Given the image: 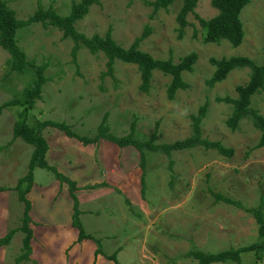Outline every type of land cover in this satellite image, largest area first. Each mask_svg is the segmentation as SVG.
I'll return each instance as SVG.
<instances>
[{"label": "rangeland", "instance_id": "374dc122", "mask_svg": "<svg viewBox=\"0 0 264 264\" xmlns=\"http://www.w3.org/2000/svg\"><path fill=\"white\" fill-rule=\"evenodd\" d=\"M6 1L19 20H26L39 7L54 8L61 16H67L72 4L80 0ZM154 1L101 0L100 5L93 6L89 15L77 24V29L92 37L104 36L112 28L114 39L128 48L150 27L151 35L142 42L141 49L155 59L172 57L177 64L191 53L198 55L194 72L183 74L189 85L187 90L178 91L175 99L170 100L167 90L172 78L156 71L149 92H143L137 66L120 61L116 62L114 76L104 77L107 58L103 53L92 55L83 48L74 63L71 54L74 42L63 39L56 28L46 29L35 24L19 31L18 42L30 61L47 66L45 75L49 82L30 121L34 126L42 121L66 123L79 136L94 138L107 115L115 136L128 135L134 125L136 139L146 140L157 130V144H172L192 135L191 116L208 104L202 123L203 136L233 149L234 155L226 158L204 148L174 152V178L169 158L163 153L147 152L143 169L140 153L134 148L120 149L104 141L84 146L56 129L44 132L51 149L50 165L59 167L62 174L82 186L107 181L121 194L125 203L123 224L129 238L118 254L120 264H198L186 256L192 250L216 253L245 247L258 240L253 216L237 207L217 204L210 192L229 196L248 208L258 206L261 196L264 197V148H256L261 133L248 120L236 131L229 129L226 122L233 106L218 102L219 98H237L236 88L249 81L251 72L249 68L236 69L213 88L206 82L216 70L210 63L212 59L248 57L262 64L264 0H251L242 11L245 40L238 48L227 41L219 45L204 42V31L197 17L208 21L218 14L212 0H199L195 13L188 18L189 26L182 39L178 37L177 22L182 0H177L168 10L157 12L149 5ZM9 58V54L0 49V106L22 92L29 81L25 76L8 75ZM253 107L264 116V92L253 98ZM19 112V108H10L0 117V147L11 141ZM32 150V146L16 140L9 149L0 152V188L13 190L17 181L26 175ZM108 169L115 172L109 179L104 177ZM41 172L38 173L40 179L47 173ZM53 177L51 174L49 180ZM39 201H34L35 218L53 225L65 222L67 213L62 209L73 205L68 189L54 206L39 205ZM99 201L93 200L98 208ZM42 210L48 211L45 217L38 215ZM22 213L21 209L13 210L12 225L22 224ZM122 228L118 218L105 233L115 235L120 241ZM19 235L13 238L6 264H15L13 258L22 251ZM116 240H105L106 247ZM242 264H264V261L259 262L253 253H245Z\"/></svg>", "mask_w": 264, "mask_h": 264}, {"label": "trees", "instance_id": "16d2710c", "mask_svg": "<svg viewBox=\"0 0 264 264\" xmlns=\"http://www.w3.org/2000/svg\"><path fill=\"white\" fill-rule=\"evenodd\" d=\"M176 1L156 0L149 3V5L157 12L161 9L168 10ZM100 3L101 0H80L78 3L72 4L71 12L67 16H61L54 8L43 9L39 7L28 19L19 20L8 1L0 0V49L6 51L10 56L7 61L8 75L17 74L29 78L27 86L22 92L0 106V117L7 109H20L13 126V137L7 145L0 147V152L9 149L16 140H22L33 147L27 174L18 181L14 189L18 193L19 200L25 206L22 224L19 228L10 230L5 237L0 238L1 248L9 246L16 233L22 232L25 234L23 253L16 259V264L30 261L32 254L31 241L33 239V231L30 227L32 223L30 217L32 205L28 195L34 186L35 170L38 168L48 171L61 185H67L74 202L72 225L79 231L78 243H82L85 240H93L97 245L96 256L104 255L101 241L87 234L81 222L79 200L76 196L78 190L76 182L66 177L56 167L51 166L47 160L50 147L44 136L45 130L49 128L56 129L84 146L99 145L101 141H106L118 146L120 149L134 148L140 153L143 169L146 166L147 152L163 153L169 158V169L173 178L175 177V163L172 159L174 152L204 148L207 151H216L219 155L226 158H231L234 155L233 149L225 147L219 141H211L203 136L202 123L208 113V104L202 106L197 115L191 116L192 135L185 140L176 141L172 144H157V130L150 138L143 141L138 140L135 137L134 125H132L131 132L128 135L123 137L115 136L111 133L107 115L104 117L94 138L79 136L66 123L42 121L35 126L31 125V113L36 108L37 102L42 99L44 87L49 82V79L45 75L47 66H39L34 61H30L26 53L21 49L18 42V33L21 29L35 24H40L46 29L50 27L56 28L62 33L63 39H71L74 42L71 52L74 63L77 62L78 54L83 48L87 49L92 55L103 53L107 58V72L103 74L104 77H113L116 62L120 61L124 64L137 66L141 76V90L143 92H149L156 71H160L172 78L167 90L170 100L175 99L178 91L189 88L183 78V74L185 72H194V66L199 59L198 55L191 53L182 58L177 64L174 63L172 57L168 60L155 59L151 54L141 49L142 42L151 35L150 27H146L143 34L128 48L121 46L114 39L112 28L104 36L96 34L88 37L79 32L77 24L89 15L93 6L100 5ZM182 3L183 5L177 15L179 39L183 38L186 28L189 26L188 18L195 13L199 0H182ZM250 3L251 0H212V5L218 10V14L208 21L197 17L204 31V42L206 44L219 45L223 41H227L234 48L240 47L245 40L241 13ZM210 63L216 68L211 79L206 82L210 88L227 80L231 72L236 69H250L249 81L245 85H240L236 88L237 98H219L218 102L233 106V112L226 122L227 127L232 131H236L243 121H250L261 133L260 143L256 148H264V116L253 107V98L264 92V48L263 61L259 65L248 57L212 59ZM7 190L6 188H0V193ZM210 192L217 204L223 203L234 206L253 216L258 227V240L245 247L230 248L216 253H206L196 249L189 252L186 256L193 258L198 264H242V255L253 253L259 262L264 261V197L261 196L258 206L248 208L242 202L229 196L212 190ZM107 258L115 264H120L117 253Z\"/></svg>", "mask_w": 264, "mask_h": 264}, {"label": "crops", "instance_id": "0c3cea01", "mask_svg": "<svg viewBox=\"0 0 264 264\" xmlns=\"http://www.w3.org/2000/svg\"><path fill=\"white\" fill-rule=\"evenodd\" d=\"M103 143L109 144V142L106 141H104ZM50 153L51 149L47 154V160L50 158ZM32 154L33 150L31 156ZM57 169L59 170V167ZM39 171H42L41 173H44L46 170L39 168L35 170L34 186L31 190V193L28 195V198L32 205L30 212L32 221L30 227L33 231V239L31 241L32 254L30 257V261L24 262L22 264H115L107 257L112 256L115 253L119 254L124 249V246L126 245L129 238V235L126 233V228L123 224L125 222L124 218L122 217L124 215L125 203L121 194L119 195L118 192H115L113 187H111V184H109L107 181L97 182L93 184L88 183L82 186L74 180L78 188L76 196L79 200V208L81 211L80 219L83 227L85 228L87 234L100 240L102 243L104 255L96 256L97 245L93 240H85L82 243H78L79 231L72 225L74 202L70 195V192L69 197L73 205L70 204V207H64L62 209L65 214L67 213V219L65 222H57L53 225L44 223V221H40L35 218V200H40L38 202L39 205L42 204L43 206H45L49 204V206H54L60 196L68 189L67 185H61L55 179V177H53V180H49L51 179V174L48 171L46 172L50 176H48V174L46 173L42 174L41 179L38 178ZM114 174L115 172L113 169H108V171L105 172L104 177L106 176L109 179L110 177H114ZM1 188L8 189L7 191H3L0 193V238H3L10 230L19 228L21 226L12 225L13 210L21 209L24 213L25 206L19 200L18 193L14 190L15 188H13V190L8 187ZM95 198L96 201L100 200V208H98L97 205L93 204V200ZM103 204L105 205V207ZM47 212L48 211L42 210V212L40 211L39 213L38 211V215L41 216L42 214H44L43 217H45L47 215ZM61 214L63 213L61 212ZM118 218H120L123 225L122 233L120 234V241L116 240L115 235L110 236L105 233L106 228H111V225L114 224ZM129 223L130 221L127 224ZM19 233L21 234L19 235ZM15 235L20 236L23 248V240L25 238V234L22 232H18ZM110 238H115L117 243L115 242L114 244L110 245L109 248H107L105 245V240ZM12 241L9 246L0 248V258H2V264H6L7 262L6 254L9 250H11L10 247L12 246ZM22 253L23 252L21 251L20 255H22ZM19 256L13 258V262L15 264L16 259Z\"/></svg>", "mask_w": 264, "mask_h": 264}]
</instances>
